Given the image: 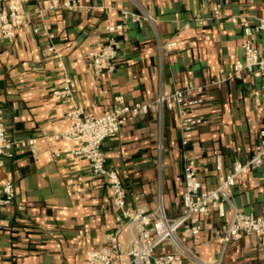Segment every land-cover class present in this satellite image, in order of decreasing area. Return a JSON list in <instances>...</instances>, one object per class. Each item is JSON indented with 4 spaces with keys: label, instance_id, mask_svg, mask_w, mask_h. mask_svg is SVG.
<instances>
[{
    "label": "crops",
    "instance_id": "crops-1",
    "mask_svg": "<svg viewBox=\"0 0 264 264\" xmlns=\"http://www.w3.org/2000/svg\"><path fill=\"white\" fill-rule=\"evenodd\" d=\"M9 0H0V9ZM85 11L48 9V0H24L26 21L15 39L0 34V108L7 133L17 141L13 158L0 166V185L12 182L13 203L0 206V264H88L91 250L108 244L123 227L125 248L133 231L117 220L109 181L93 174L88 160L73 153L75 143L57 139L71 106L101 114L115 104L150 103L107 139V166L123 180L132 207L163 204L170 218L182 211L183 145L201 164L203 189L218 187L237 162L255 153L264 128V93L259 73L226 78L243 57L244 31L234 17L264 18V0H81ZM124 12L138 21L114 33L118 58L113 71L96 74L87 63L91 49L107 42L109 27ZM39 29L35 31V29ZM176 45L168 47L169 41ZM264 53V32L255 36ZM54 47L55 50H51ZM62 61L63 67L58 66ZM70 77L71 104L53 97ZM202 102L189 107L204 123L183 133L177 106L159 98L187 87ZM36 137L34 147L27 140ZM224 200V215L212 208L197 240L180 234L194 255L185 264H264L258 235L245 234L224 245L217 232L236 211L264 210V165L237 178ZM138 197V199H136ZM178 251L171 241L154 255Z\"/></svg>",
    "mask_w": 264,
    "mask_h": 264
},
{
    "label": "built area",
    "instance_id": "built-area-1",
    "mask_svg": "<svg viewBox=\"0 0 264 264\" xmlns=\"http://www.w3.org/2000/svg\"><path fill=\"white\" fill-rule=\"evenodd\" d=\"M216 1V17L225 16L223 0ZM48 9L85 11L87 7L81 0H48ZM27 18L24 0H9L0 9V34L8 39H15ZM139 14L124 12L119 23L109 27L110 36L107 42L91 49L87 54L88 66L96 73L113 71L118 58L117 40L114 33L130 27L131 21H138ZM240 22L244 31L243 57L233 63L226 78L244 79L247 74L258 72L264 93V53L255 41L258 33L264 32V18L255 22L247 17H234ZM39 29H35L38 31ZM176 45L172 40L168 47ZM51 50H55L54 47ZM63 67L62 61L58 62ZM64 82L60 88L53 90V97L62 103L71 104L73 90L68 73L63 71ZM205 86L191 85L184 90H176L167 96H161L159 102L169 108L177 106L180 112V128L183 133L204 123L203 117L193 116L189 107L202 102V99L190 96L193 90L203 93ZM150 103L136 102L133 104H115L111 109L101 114L84 109L81 106H71L67 111L69 124L67 128L55 135L57 139L75 143L73 153L89 161L92 172L97 177L109 181L114 205L120 210L117 220L125 223L134 234L132 245L125 248L120 241L123 227L108 236V244L101 249L91 250L88 264H185V258L191 255L183 246L180 234L185 238L197 240L203 229V220L212 208H218L224 215L223 202L229 198V188L235 184L238 177L264 165V128L260 131V141L253 156L246 162H237L232 172L216 188L206 190L200 179L201 164L187 149L189 140L182 139L183 145V177L184 190L182 193V211L174 218L167 216L162 203L154 210L145 207H132L128 199V191L120 175L107 166L104 143L107 139L116 137L123 125L132 116L147 113ZM37 142L36 137L27 140L31 147ZM17 150V141L7 133L3 110L0 108V166L5 158H13ZM16 197L14 183L8 181L0 185V206L11 204ZM138 199V197H136ZM245 234H256L260 246L264 248V210L259 213H243L236 211L230 223L217 232L224 245L239 239ZM165 241H171L178 249L175 252L154 255L156 248ZM213 264H220L216 262Z\"/></svg>",
    "mask_w": 264,
    "mask_h": 264
}]
</instances>
